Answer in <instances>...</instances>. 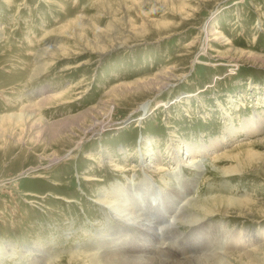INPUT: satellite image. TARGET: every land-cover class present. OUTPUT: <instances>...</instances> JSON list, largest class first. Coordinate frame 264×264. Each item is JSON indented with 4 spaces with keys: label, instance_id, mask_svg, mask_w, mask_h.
<instances>
[{
    "label": "rangeland",
    "instance_id": "rangeland-1",
    "mask_svg": "<svg viewBox=\"0 0 264 264\" xmlns=\"http://www.w3.org/2000/svg\"><path fill=\"white\" fill-rule=\"evenodd\" d=\"M44 99L33 109L43 119L35 129L7 119ZM227 114L236 126L264 117V0H0V264H83L78 250L108 248L145 256L142 242L109 243L123 228L95 196L120 185L129 193L128 183L142 189V138H152L145 154L159 152L166 163L168 147L221 136ZM98 125L104 133L96 134ZM261 137L237 132L216 154ZM254 148L264 154V144ZM210 157L197 175L194 166L181 170L186 176L173 181L181 195L199 201L224 192L264 206V156L236 174L218 173ZM226 159L218 169L230 166ZM117 165L134 170L118 173ZM263 211L210 215L203 223L212 248L200 254L231 247L220 240L224 229L262 231ZM179 227L188 238L190 227ZM192 241L166 240L156 259L181 260Z\"/></svg>",
    "mask_w": 264,
    "mask_h": 264
},
{
    "label": "bare ground",
    "instance_id": "bare-ground-1",
    "mask_svg": "<svg viewBox=\"0 0 264 264\" xmlns=\"http://www.w3.org/2000/svg\"><path fill=\"white\" fill-rule=\"evenodd\" d=\"M51 98L55 97L53 96ZM44 104H46L45 99L35 103H31L29 108L30 111H22L20 114L18 113L19 115H15L13 117L10 116L7 119H11L12 121L18 120L24 122V124L28 126L27 128H29L28 130H33L35 129V126L38 125L37 121L42 118L39 117L37 118V120H35L36 116L39 115L38 113H35L33 109ZM22 109L24 108L22 107ZM147 110H149V102L141 106L140 111L142 112V115L138 118V120L144 119L147 114ZM1 118L2 117H0V119ZM231 118L232 117L230 115L227 116L226 121L228 125H224L226 128L221 136L209 138L208 141L210 142L207 143V145H190L189 143L193 142L190 141L185 142L188 144L182 150L178 147H174L173 149H171V147L166 148L165 153L167 154V157L169 159L166 163L163 162V159L159 156L161 155L159 154V152L155 154L156 158L151 157L150 155L147 156V154H145L150 152L151 150L152 138H142L144 144L147 145L145 149L140 147L139 150H137L139 152L136 153L137 157L139 158V170H141V172L143 173V177L139 182L142 189L138 192H134L132 191V186H134V184L128 183L126 187L130 189V192L127 193L125 187H123L122 185H117L118 187L114 186L112 187V191H108L110 195H107V193L106 195L104 193L97 194L95 196V199L97 200V203L101 205V207L105 208V210L107 209L106 214L108 213L109 217H111L114 222H117V226L120 229L123 228L122 232H117L116 235L118 236V238H116V240L109 241V243L113 244L117 241H123L122 243L124 245L126 243H129V245L131 246L134 245V243L136 245L137 243L142 242L145 247L144 252L146 253V255L136 256L139 251L142 252L141 250L138 251V249L131 253H129L130 249H123L121 251H117L118 254L115 253L116 251H113L109 248L106 250V252L100 254H92L90 252V254H88L78 250V253L80 254V258L78 260L83 264L264 263V244H260V242L264 240V229L259 232L256 231V233L252 234H248L247 232L238 229L239 232L235 230L233 232H229L228 235L226 229H224L223 233H221L220 230L215 229L216 235L220 233L222 234L220 238L221 242L223 244L225 243L226 245H231V247H227L225 250H222L221 253L218 252L215 255L210 254L209 256L206 253L204 255L200 254V252H208L212 248L211 242L213 239L212 237L208 238L210 229L209 224L206 222V224L203 223V220L214 214L222 215V217L224 215L226 216L235 214L236 217H240V215L243 214L244 210L257 209L262 212L264 206L260 205L254 200L251 201V198L248 196L244 198V195H241V197L234 198L226 196L224 192L220 194L214 193V195H210L208 197L205 196L206 198L199 199V201H196V199L192 200L193 197H191L190 200V198L187 196V192L186 195H181V193L183 192L177 191L174 188L175 183H173V181H175L178 176H186L185 174H183V172H181V170L185 171V169L183 168H191L194 166L193 171H195L197 175L199 170L197 169L198 167L196 168V165H198L199 162L203 161L207 156H211L210 162L212 166H214V168L218 170V173L223 174H236L237 172H241L245 170V167L250 166V163L254 158L264 156V154L260 153L259 150L254 148L255 146L259 147L261 146V144H264V137L245 143L236 141V149L225 150L219 155L216 154V151H219L221 146L225 142H227L228 140L237 139L235 138L237 132L240 136L242 133V135H244L245 137H250V135H254L257 132L261 135L264 134V117H259L257 114H255L253 116H250L249 118H245L239 124V126L233 125ZM105 126L106 125H98V127H96L97 131H95L96 134L104 133ZM198 154H200V158H198ZM226 158L232 161L230 166H228L227 168L225 167L223 169H218L217 165L222 164V159L225 160ZM125 165H117L118 167L115 166L116 168L114 170L118 173L123 172V174H125L124 172L127 173L134 170V166L126 167ZM168 167H171L173 169V174L167 171ZM135 173L136 172H134V174L129 177L126 175L128 178H130V182L134 179ZM154 175H160L161 179H159L161 181V184H158L156 182ZM34 176L42 177L43 175L34 174ZM167 184L171 185L173 188L166 189ZM118 195L123 196L121 204H115V202H113L114 198ZM180 224L188 225L190 227L191 230L188 238L193 239L192 242L194 243L195 247L191 250L190 254L183 255L181 260L175 259V257L174 259L166 258L165 260V256H163L164 258H160V261L157 260L155 250L166 253L167 250H165V248L163 247L165 246L164 243L166 242V240L170 241V239H173L177 243L182 238L188 239L179 237L181 234V230L179 227ZM156 244L158 246H155ZM177 244L179 246L181 245L180 243ZM151 245L155 247H152ZM198 245H201V248H196V246L198 247ZM150 246L151 248H149ZM138 247L141 248L140 246ZM183 248L184 247H182V249ZM245 248H250L248 254L243 253ZM78 256L73 255V261L74 258L77 259ZM72 263L73 262L71 261V264ZM74 263L77 262L74 261Z\"/></svg>",
    "mask_w": 264,
    "mask_h": 264
}]
</instances>
